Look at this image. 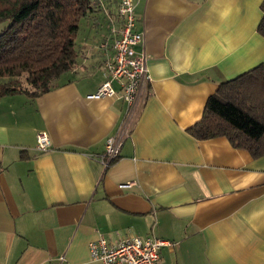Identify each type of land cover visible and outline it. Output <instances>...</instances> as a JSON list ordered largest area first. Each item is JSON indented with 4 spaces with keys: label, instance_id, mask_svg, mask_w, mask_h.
I'll list each match as a JSON object with an SVG mask.
<instances>
[{
    "label": "crops",
    "instance_id": "obj_1",
    "mask_svg": "<svg viewBox=\"0 0 264 264\" xmlns=\"http://www.w3.org/2000/svg\"><path fill=\"white\" fill-rule=\"evenodd\" d=\"M118 2L96 0L76 67L50 92L0 98V264H101L91 242L151 235L170 243L159 264H264V157L186 132L221 83L264 62L262 0H132L150 80L130 110L88 98L106 79Z\"/></svg>",
    "mask_w": 264,
    "mask_h": 264
},
{
    "label": "trees",
    "instance_id": "obj_2",
    "mask_svg": "<svg viewBox=\"0 0 264 264\" xmlns=\"http://www.w3.org/2000/svg\"><path fill=\"white\" fill-rule=\"evenodd\" d=\"M96 0H0V98L35 99L77 64L79 23ZM257 33L264 38V0ZM112 51V47H111ZM186 132L197 141L225 138L252 159L264 157V62L221 83L199 122Z\"/></svg>",
    "mask_w": 264,
    "mask_h": 264
},
{
    "label": "built area",
    "instance_id": "obj_3",
    "mask_svg": "<svg viewBox=\"0 0 264 264\" xmlns=\"http://www.w3.org/2000/svg\"><path fill=\"white\" fill-rule=\"evenodd\" d=\"M117 17L120 28L111 45L112 54L103 61L106 79L88 98H116L130 110L137 101L141 87L150 77L144 53H137L134 49L142 41V33L135 29L132 0H119ZM113 83L118 86V90L114 89ZM128 125L125 120L118 135L105 140L102 165L108 166L119 157L122 140L129 135ZM48 147L47 135L39 133L36 137V150L44 152ZM166 246H170V243L153 235L144 238L125 236L116 242L99 238L89 244V252L91 258L101 264H159L160 252Z\"/></svg>",
    "mask_w": 264,
    "mask_h": 264
},
{
    "label": "rangeland",
    "instance_id": "obj_4",
    "mask_svg": "<svg viewBox=\"0 0 264 264\" xmlns=\"http://www.w3.org/2000/svg\"><path fill=\"white\" fill-rule=\"evenodd\" d=\"M84 20V19H83ZM83 20H81V22L79 23L80 24V28H81V31L83 30V25L85 24V23H87V21H91V19H88L87 20V18L83 21ZM92 22V21H91ZM6 24H5V26H7L8 25V22H5ZM3 24V23H2ZM87 31V30H86ZM82 34V33H81Z\"/></svg>",
    "mask_w": 264,
    "mask_h": 264
}]
</instances>
